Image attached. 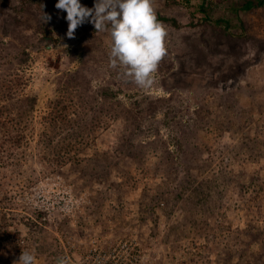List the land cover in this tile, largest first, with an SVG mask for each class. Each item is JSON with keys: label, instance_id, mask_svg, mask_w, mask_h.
<instances>
[{"label": "rangeland", "instance_id": "rangeland-1", "mask_svg": "<svg viewBox=\"0 0 264 264\" xmlns=\"http://www.w3.org/2000/svg\"><path fill=\"white\" fill-rule=\"evenodd\" d=\"M19 1L0 0L3 74L23 71L36 102L26 142L0 156V264L25 250L34 264H264V8L215 1L210 17L226 29L192 21L179 0H151L181 27L162 24L167 55L145 90L110 66L108 32L85 22L69 39L57 0H42L41 31ZM66 74L91 115L53 139L72 133L78 161L52 165L43 118Z\"/></svg>", "mask_w": 264, "mask_h": 264}, {"label": "trees", "instance_id": "trees-1", "mask_svg": "<svg viewBox=\"0 0 264 264\" xmlns=\"http://www.w3.org/2000/svg\"><path fill=\"white\" fill-rule=\"evenodd\" d=\"M207 1L208 2L206 3L204 2L198 5L195 10H191L192 6L187 1L179 0L176 2L189 10L192 21L194 18L197 19V13H201L202 18L200 19V22L212 23L215 26L229 29V25L226 21L210 17V11L215 8L214 4L217 0ZM19 3L22 7L29 3L34 6L35 11L39 12L41 16L42 12L50 16L49 12L43 8L42 0H20ZM257 8H264V0H248L240 6V9L246 12ZM156 18L161 24H167L174 28L181 27V25L173 18L161 15L156 16ZM13 21L15 25H20L19 20L13 19ZM50 23L51 19L48 22L41 24V31L42 25L43 27H46L47 25L49 26ZM190 25L196 24L190 22ZM44 41H46L44 42L46 46H53L55 43L52 38H45ZM4 53H0V103L10 101V106L8 108H0V156L2 157L4 154L12 156L14 154L13 151L15 149L19 150L22 144L26 142V127L24 126L23 121L31 120L30 118L36 102L35 98L23 94V88L27 82L22 74L23 71L16 69L10 73L3 74L6 70L4 67L7 65L6 63H8V59L7 61L5 60L6 57L3 55ZM22 55L24 56L26 54L23 53ZM15 57L16 56H14V59H16ZM65 76L66 79L64 81H66V84H64V87H62L59 92L61 93L60 98L54 103H50L48 113L43 118L44 124L52 131L50 137H48L46 132L41 134L42 139L45 140V145H49V148L51 149V156L44 155L43 159L45 163L52 162V165L54 164L53 162L62 165L67 161H78L77 155L79 153V144L75 145V141L70 139L72 133L68 135V140L64 143L63 141L54 143L55 140L53 139L57 135H60L58 131L61 130L62 132L65 128H71L74 131L73 126L78 125L77 120H73L74 117L85 120L91 115L89 101L84 100V98H79L81 96L78 97L79 86L77 83L72 84V81L74 80L73 76L71 74H66ZM75 96L77 97V100L73 99ZM96 121L100 124L103 123L99 117L91 118V122L98 124ZM90 138L91 135H85V138L82 136L80 138V143L87 145L90 143ZM2 157H0V160Z\"/></svg>", "mask_w": 264, "mask_h": 264}, {"label": "clouds", "instance_id": "clouds-1", "mask_svg": "<svg viewBox=\"0 0 264 264\" xmlns=\"http://www.w3.org/2000/svg\"><path fill=\"white\" fill-rule=\"evenodd\" d=\"M55 8L66 13L69 39L85 22L96 32H108L110 66L123 69L121 75L126 82L140 89L153 87L154 73L167 55V32L157 20L151 0H94L91 8L83 6L80 0H57ZM50 19L43 13L44 23ZM34 260V255L25 250L14 264H34Z\"/></svg>", "mask_w": 264, "mask_h": 264}]
</instances>
